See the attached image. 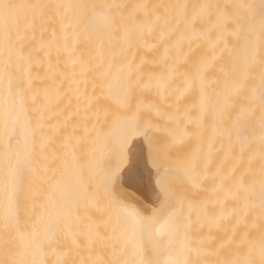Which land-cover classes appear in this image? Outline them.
Returning <instances> with one entry per match:
<instances>
[{
  "label": "bare ground",
  "instance_id": "bare-ground-1",
  "mask_svg": "<svg viewBox=\"0 0 264 264\" xmlns=\"http://www.w3.org/2000/svg\"><path fill=\"white\" fill-rule=\"evenodd\" d=\"M7 2L21 7L14 10L9 21L11 54L15 63L8 77L0 74V244H3L4 239L7 238L12 241L17 251L23 253L21 247L26 232H22L21 225L22 213L25 209L23 198L26 194L23 196L21 182L16 196L20 211L15 217L7 218L8 198L12 193L5 191L2 177L9 165L13 167L19 165L22 173L24 167L26 169L29 167L26 160L28 158L29 162L31 161L33 150H28L27 145L30 144L28 147H32L36 139H33L32 135L36 134L31 132L30 128L32 131H36L33 127L41 128L40 121L42 125L50 124V127L46 126L48 129L53 128V132L57 126L59 130L55 131L54 145L49 141L47 143L51 145H45L44 148L48 146L45 148L48 150L53 147L54 155H51V158L59 159L63 166H70L68 171L71 174L66 180L65 177H58L63 183H69L72 177L77 178L84 173V120H87L86 116L92 113L103 111L102 106L105 101L103 99L106 98L100 96L102 94L104 96V90L97 88L96 85L84 86V83L90 80L91 76L104 80L108 77L114 78L113 75L118 72L122 75L119 76V73V78L116 79V74L115 80L120 79L124 74L129 76L138 73L139 70L143 75H152V71H155L154 67L169 66L174 67L175 70H170L177 74V81L184 84L185 89L190 93L193 91V94H196V103L201 111L209 112L215 150L220 154L219 156H223L220 152H224L226 157V160H223L226 161L227 166L222 168L227 169L228 198L226 199L229 201H226L230 203L228 206L229 203L226 202L230 209L228 214L230 213L231 223L228 221V216L229 260L245 259L250 246H254L258 252L260 237L264 233V214L258 197L253 195L249 198L246 190L258 192L261 181L264 180L262 173L264 141L261 139L264 132L261 128L264 112L259 107L258 97L254 98L252 95V89L259 88L261 65L257 58L252 68L253 78L248 81L245 91L238 96L233 95L234 90L229 80L233 68L236 65L243 68L246 63H251L244 58L243 40L238 41L236 37L229 36L228 50H225L224 42L217 43L216 16L202 15L200 9L195 7L202 4L231 6L240 3L241 0H7ZM92 3H110L126 5V7L111 9L115 28L106 26L104 20L98 19L96 29L90 26L94 16L92 9L56 7L58 4ZM139 4L150 6L147 14L144 9L135 7ZM175 4L188 5V8L181 10L165 7ZM29 5H48V7L41 9L28 7ZM228 10L233 9L229 7ZM233 48L235 51H232ZM6 55L7 53L0 49V65L3 64ZM203 61H209L210 66L203 73L201 80L196 78V73ZM129 66L134 67L131 68L130 73ZM117 67L126 69L119 70ZM149 67H152L151 70ZM165 72V69L160 71L161 75ZM118 90L116 88L114 93L121 94L122 92ZM97 95V99L101 98H99L100 102L96 100L100 104H95L97 107L93 105V112L91 113V109L88 111L90 113H87L89 108H93L90 98ZM136 97L137 101L133 100L138 104L143 103V100L139 102L141 96L139 99L138 96ZM228 97H231L228 103L231 119L220 120L219 110L224 107L225 99ZM5 100L9 101L7 107L12 113V119L7 122V126L4 118ZM136 102L133 104L139 107ZM248 108L252 111L247 112ZM63 127L66 130L71 128L67 132H61L60 129ZM49 130L43 132L46 131L51 134L50 137H53L52 130L51 132ZM40 132L43 135L42 131ZM24 133L30 137L29 139L27 135V138L25 137L30 141H27V144H24ZM46 133L44 132V135ZM63 144L64 146H61ZM114 147L115 140L110 148L114 149ZM145 150L143 142L138 140L134 151L140 159L132 161L138 163L144 171L146 176L144 185L146 182L149 183L147 174L152 172L146 167L148 155ZM23 151L28 155L23 154ZM49 151L50 156L51 150ZM68 155H70L69 159H67ZM110 158V165L115 166L118 161L111 152ZM33 164H36L34 159ZM34 170L36 171V168ZM141 191L133 197L139 198L141 204L147 208L149 197L143 194V190ZM121 218L128 223L132 222L131 226L135 227L132 231L135 230V233L141 236L145 234L142 233L144 229L141 228L143 223L136 224L122 213ZM167 232L166 219L163 217L152 230L155 239L158 241L164 239L163 250L168 242L165 236ZM128 246L132 247L131 251L133 249L134 252L128 250L134 254L132 256L139 264V261L145 258V254L135 247L134 243ZM256 258H259L258 255Z\"/></svg>",
  "mask_w": 264,
  "mask_h": 264
},
{
  "label": "rangeland",
  "instance_id": "rangeland-1",
  "mask_svg": "<svg viewBox=\"0 0 264 264\" xmlns=\"http://www.w3.org/2000/svg\"><path fill=\"white\" fill-rule=\"evenodd\" d=\"M97 68L104 69L105 67ZM117 68L119 70L126 69L125 67ZM151 68L149 67L150 70ZM154 68L157 72L152 71V75L148 74V69H146L148 75H143L137 68L138 73L135 72L129 76H124V74L118 79L123 82L125 88H131V101L133 99L137 101L136 96L138 99L139 96L143 97V99L141 97L139 99V102L143 100V103H140L141 106L135 100L131 102L130 111L122 106L124 93H114L118 81L115 80V75L117 74L116 79L119 78L122 75L120 72L114 74V78L108 77L104 80L100 78L98 80L91 76V79L88 80L90 82L84 83V86L96 85L97 88L104 90V96L103 94L100 96L101 98L106 97L103 100L107 104L103 101V111L99 110L100 112L96 111L97 113L93 114V105L98 104L101 98L97 99L98 95L90 98L93 108H89L87 113H90L88 111L92 109V114H87V120H84V173L80 177H72L69 183H63L62 180H58V177H65L66 180L71 174L68 171L70 166H63L59 159L51 158V155H54L52 154L53 147L48 150H45L48 146L44 148L45 145H51V143L54 145L55 131L59 130L57 126L53 132V128L48 129L50 124H46L47 127L42 125L43 123L40 121L41 128L47 132L52 130L53 137H50L51 134L46 133V131H44L46 133L44 135L39 126H37L38 131L37 127H33L37 133L30 128L31 132L36 134L34 136L32 133L33 139L36 138L35 141H37L32 139L34 141L32 147L36 144L33 149L28 147L30 144L27 145L28 150H33L34 153L31 152L30 162V159L28 160L26 157L30 167V169L27 168L29 171L24 167L22 173L23 196L26 194L23 198V201L25 200L23 206L26 210L23 208L25 215L22 213L21 230L26 233L21 248L25 252L27 246L26 258L47 261V264H56V261L61 259L65 260L67 264H107L108 261H99L96 258L97 255L94 258L84 260V234L101 236L98 229L101 224L96 222L93 224L94 228L90 229L84 227V221L112 218L113 212L110 206L112 203L104 197L97 186L103 169L110 165L112 156L110 158L109 149L121 122L139 109L142 116L150 117L158 125L156 132L158 144L162 149L167 148L170 151L175 161L174 166L177 169V174L184 178L185 182L182 188L188 196L182 209V228L179 234L174 233L172 223L166 219L168 232L165 236L168 242L167 246L164 245L165 254H168L169 247L175 250L180 246L190 244L194 249L190 253L192 259L210 262L229 260L227 235L230 226L227 222L230 223V213L228 214L230 209L227 207L229 200L226 199L228 198L226 196L228 195L227 169L222 168L227 164H225L226 161L224 162L226 160L224 152H220L223 156H219L220 154L215 150V143L212 141L210 114L201 111L196 103V94H193V91L190 93L188 89H185L184 84L177 81V74L170 70L174 67L156 66ZM162 69L166 71L164 75L160 73ZM146 72L143 73L146 74ZM135 102L141 108L133 104ZM95 106L97 107V105ZM52 127L54 126L52 125ZM63 128L60 129L61 132H67L71 127L67 130L65 127ZM24 134V144H27L30 142L28 140L30 137L26 133ZM49 141L51 143H47ZM144 146L148 155L147 146ZM24 148L26 149V147ZM49 150H51L50 156ZM23 154L27 153L23 151ZM69 156L67 159L70 158ZM33 159L36 164H33ZM146 162V167L154 173L149 156H147ZM31 167L33 170L36 168V171H33ZM218 169L219 172L217 173ZM223 169L224 171H222ZM189 173H191V178H188ZM153 183L155 182L153 181ZM153 183L148 187L144 185L140 188L149 197L152 206L157 202L158 193V189ZM151 187H156L157 192L156 189L152 191ZM158 219L161 220L163 217ZM108 231L112 232L113 229L110 228ZM33 240L37 243L46 242L42 251L35 245L29 244ZM195 249H200L199 254ZM117 264H124V262L121 261Z\"/></svg>",
  "mask_w": 264,
  "mask_h": 264
},
{
  "label": "snow or ice",
  "instance_id": "snow-or-ice-1",
  "mask_svg": "<svg viewBox=\"0 0 264 264\" xmlns=\"http://www.w3.org/2000/svg\"><path fill=\"white\" fill-rule=\"evenodd\" d=\"M20 5L8 3L7 0H0V49L7 53L3 64L0 65V74L5 77L10 75V71L14 65L11 54V30L9 21L13 12ZM33 8H44L48 5H29ZM59 8H76L81 10L92 9L94 12L90 26L93 29L98 27V19L105 21L106 26L115 28V20L111 16V9L126 7V5L110 4V3H92L78 5H62ZM136 8L147 9V4H139ZM165 7L186 10L188 5L175 4ZM200 9L202 15H215L216 28L218 30L217 43L224 42L225 50H228V37L234 36L236 39L243 40V54L246 63L243 68L236 65L229 76L231 86L233 87V95L238 96L245 91L248 81L253 78L252 68L256 59H259L261 71L259 74V88L252 89L253 97H258L259 107L264 112V0H241L235 5H216L202 4L195 6ZM229 7L233 10L229 11ZM258 24V28H257ZM235 51V48L232 49ZM209 61H203L196 73V78L202 80L203 73L208 70ZM131 66H129V73ZM117 88L124 93L122 106L129 111L131 109V88H125L121 80L117 81ZM231 97L225 99L224 107L219 110L218 118L224 120L231 119V113L228 111V103ZM5 125L12 119V113L8 110L9 101L5 100ZM206 107V103H205ZM247 112L252 111L251 108L246 109ZM261 128L264 129V119L261 120ZM158 125L150 117L142 116L138 109L132 115L127 116L120 124L115 136V147L109 151L115 156L118 163L115 166L109 165L103 169L98 184V190L102 191L114 206L125 216L131 218L136 224L148 223L152 220L164 217L173 225V231L179 234L182 228L181 215L185 201L188 199L187 193L183 190L182 185L184 178L177 174L170 151L167 148L162 149L158 144L156 132ZM264 141V132L261 136ZM142 141L147 146L148 156L152 164L153 172L147 174L149 183L155 182L158 189L156 200L153 204L151 213L141 204L139 198L128 195V192L138 193L139 189L144 185L146 176L138 163H132L133 159L139 160L140 156L135 153L137 141ZM264 173V170H262ZM191 178V173L188 174ZM6 192L12 195L8 198L7 218L15 217L20 211V204L16 198L22 182V170L17 165L13 167L9 165L5 169L2 177ZM246 195L251 198L257 196L260 202L262 214H264V180L258 192L251 189L246 190ZM7 224V221H6ZM187 239V237H186ZM134 246L145 254V258L139 261V264H264V233L260 237V245L258 252L254 246H250L243 260H218L215 262L201 261L200 259H192L190 253L194 250L190 244H185L173 250L168 248L167 256L161 253L153 254L149 252L146 245L143 244V237L134 233ZM46 242L37 243L35 240L30 241V245L41 249L44 248ZM199 254L200 249H195ZM27 246L25 252L17 251L12 241L5 238L3 244H0V264H47V261L26 258ZM258 255V259L256 256ZM56 264H67L65 260H57ZM126 264H137V261H127Z\"/></svg>",
  "mask_w": 264,
  "mask_h": 264
},
{
  "label": "crops",
  "instance_id": "crops-1",
  "mask_svg": "<svg viewBox=\"0 0 264 264\" xmlns=\"http://www.w3.org/2000/svg\"><path fill=\"white\" fill-rule=\"evenodd\" d=\"M153 183V182H152ZM152 183L145 184V187L150 186ZM155 184V183H153ZM152 191L153 189H156V187H151ZM140 192L141 189H139ZM157 192V189H156ZM146 197V193H143ZM128 195L135 196V192H128ZM154 195V194H152ZM147 200V199H146ZM147 210L149 214L151 213L152 205L150 204L149 200L147 201ZM112 208L113 214L111 215L112 218H106L104 220H87L84 221V227L93 229L94 223L98 222L99 225L98 229L101 233V236H94L91 234H84V260L89 258H94L97 255V259L99 261H108L107 264H109V261H111V264H117L121 261L126 264L127 261L134 260L132 254L129 252L128 249L131 251V246H128V244H133V237L135 230L132 231L134 226L132 227V222H127V220H123L121 218L120 211L114 206V204L110 205ZM107 211V209H106ZM161 220L156 219L152 220L148 223H143L141 225V228H143V232L145 233L143 237V244L147 246L149 252H152L153 254L161 253L165 254L166 250H163L162 245L164 244V239L157 240L152 235V230L158 224ZM134 225V224H133ZM112 228L113 231L109 232L108 229ZM133 242V243H131ZM133 251V249H132ZM131 251V252H132ZM134 252V251H133ZM166 255V254H165ZM132 257V259H131ZM102 264V263H101Z\"/></svg>",
  "mask_w": 264,
  "mask_h": 264
}]
</instances>
